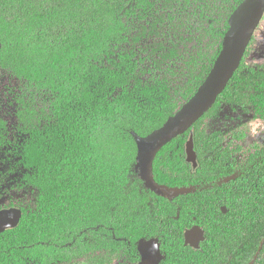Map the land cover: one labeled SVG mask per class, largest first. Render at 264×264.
<instances>
[{
	"label": "trees",
	"instance_id": "trees-1",
	"mask_svg": "<svg viewBox=\"0 0 264 264\" xmlns=\"http://www.w3.org/2000/svg\"><path fill=\"white\" fill-rule=\"evenodd\" d=\"M243 1L0 0V99L16 106L13 121L0 114V210L23 212L0 234V264H128L158 236H175L180 264H264V143L205 124L226 106L264 120V69L245 62L249 48L193 127L199 169L185 161L190 132L156 157L159 184L192 189L175 197V232L172 203L137 169V137L195 95ZM165 37L171 47L156 43ZM193 225L202 251L183 247Z\"/></svg>",
	"mask_w": 264,
	"mask_h": 264
},
{
	"label": "water",
	"instance_id": "water-1",
	"mask_svg": "<svg viewBox=\"0 0 264 264\" xmlns=\"http://www.w3.org/2000/svg\"><path fill=\"white\" fill-rule=\"evenodd\" d=\"M263 17L264 0H244L230 16L229 30L224 37L222 50L195 95L161 128L147 137H137V169L145 187L153 193L171 199L192 192L191 188H170L157 183L154 177L155 159L158 153L174 139L190 132L185 144V160L191 166L193 173L199 169L193 127L226 90L240 68ZM22 218L23 212L19 208L0 210V234L17 228ZM203 238L204 231L195 227L186 233V244L198 248V242ZM141 251L145 252L143 248ZM256 258L257 256L255 260ZM251 264H254V261Z\"/></svg>",
	"mask_w": 264,
	"mask_h": 264
},
{
	"label": "rangeland",
	"instance_id": "rangeland-1",
	"mask_svg": "<svg viewBox=\"0 0 264 264\" xmlns=\"http://www.w3.org/2000/svg\"><path fill=\"white\" fill-rule=\"evenodd\" d=\"M262 36H264V17L248 47L249 53L245 59V62L248 65L255 68L264 69V42H262ZM0 79H2L3 82H5L6 80L4 77ZM7 83L8 82H5L4 86ZM3 97H5V95L2 92V96H0V98L3 99ZM1 99L0 114L8 121H13V110L14 107H16L15 104L10 103V100L3 101L4 99ZM205 124L208 133H213L214 131H222L226 133L235 130L243 131L246 134V142L244 145L249 148L255 144L264 143V120L255 119L253 114L246 111L245 109L232 110L227 106L222 107L218 114L213 113L212 115H210V117H207L205 120Z\"/></svg>",
	"mask_w": 264,
	"mask_h": 264
},
{
	"label": "flooded vegetation",
	"instance_id": "flooded-vegetation-1",
	"mask_svg": "<svg viewBox=\"0 0 264 264\" xmlns=\"http://www.w3.org/2000/svg\"><path fill=\"white\" fill-rule=\"evenodd\" d=\"M191 170H192V168H191ZM154 177H155V175H154ZM144 187H145V185H144ZM166 199L168 201H170L173 205L172 206L173 208H167L166 210L164 209V212L166 213V215H168V219L166 220V222L168 224V222H171V220L173 221V223H174V229L173 230L175 232V220L180 219L181 209L180 208L175 209V207H174L175 206V197L171 198V199H169V198H166ZM222 211L224 213L227 212L226 208H222ZM162 222H163V220H162ZM195 227H198L204 231V238L199 240L198 248H195L191 245L186 244V233L188 231H192ZM161 228H162V226L160 227V229ZM205 239H206V231L203 228H201L200 226L193 225L191 228L185 229V231L183 232V247L186 249L187 248L191 249L193 252L194 251L195 252L196 251H202V246H203ZM130 248H132V247H129L128 250ZM142 248L145 250L144 253L141 251ZM136 251H135V256H134L135 260H131L130 251L128 252V254L126 256L128 264H180L179 263L180 262V256L184 255L186 252L185 250L180 251L177 247L175 248V236H174L173 240L172 239L168 240V239H165V238L160 237V236L151 237L148 239H141L136 245ZM147 257L149 259L146 261ZM113 264H118V263L115 261Z\"/></svg>",
	"mask_w": 264,
	"mask_h": 264
},
{
	"label": "snow or ice",
	"instance_id": "snow-or-ice-1",
	"mask_svg": "<svg viewBox=\"0 0 264 264\" xmlns=\"http://www.w3.org/2000/svg\"><path fill=\"white\" fill-rule=\"evenodd\" d=\"M133 29H134L133 35H137L139 33V28L135 24H133ZM165 31H167V28H165ZM262 42H264V36H262ZM156 43L166 44L168 47H171V45L168 43L167 37L156 41ZM158 52H159V54L154 58L156 60H159L162 55H166V52H164V51L158 50ZM165 67H167V65H165ZM2 85H3V81H2V79H0V96H2Z\"/></svg>",
	"mask_w": 264,
	"mask_h": 264
},
{
	"label": "clouds",
	"instance_id": "clouds-1",
	"mask_svg": "<svg viewBox=\"0 0 264 264\" xmlns=\"http://www.w3.org/2000/svg\"><path fill=\"white\" fill-rule=\"evenodd\" d=\"M254 131H255V129H254Z\"/></svg>",
	"mask_w": 264,
	"mask_h": 264
}]
</instances>
